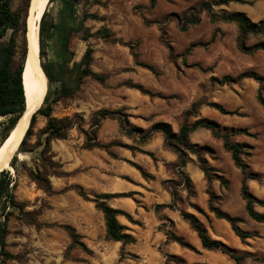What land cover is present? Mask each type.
I'll list each match as a JSON object with an SVG mask.
<instances>
[{"label": "rangeland", "instance_id": "1", "mask_svg": "<svg viewBox=\"0 0 264 264\" xmlns=\"http://www.w3.org/2000/svg\"><path fill=\"white\" fill-rule=\"evenodd\" d=\"M85 1L98 18L86 21L94 34L88 41L71 39L75 56L70 65L77 76L74 63H81L91 45V69L105 81L86 76L74 94L53 104L54 116L66 119L70 128L67 137L52 140L47 151L41 137L46 118L38 115L27 141L30 151L17 153V170L10 166L22 208L8 222L7 264H239L205 248L182 213L202 224L212 239L237 254H248L241 264H264V222L247 214L244 173L222 139L202 127L190 134L207 171L191 152L186 165L179 167L176 151L160 131L146 143L141 140L158 123H167L174 132L187 117L216 123L220 133L246 146V184L258 200L256 210L264 212V50L241 51L235 23L213 22L206 10L197 12L209 1L218 13L243 12L259 23L264 21V0H156L154 5L150 0ZM32 2L12 3L25 20L17 33L20 52L28 48ZM46 8L54 13L57 4L48 2ZM192 13H198L200 21L182 29ZM104 28L110 37L100 33ZM262 43L264 34L247 39L249 47ZM54 56L48 46L45 60ZM194 104L195 116L189 115ZM103 109L118 111L124 128L117 117L102 118L97 127L96 114ZM3 121L0 117V130ZM132 128L138 130L127 135L125 130ZM93 130L92 142L102 147L86 148ZM30 170L41 171L50 189L38 185ZM103 194H111L108 204L123 211L118 220L135 242L107 238L95 202ZM218 212L238 218L237 226L255 236L241 239ZM68 227L78 234V244H72Z\"/></svg>", "mask_w": 264, "mask_h": 264}, {"label": "trees", "instance_id": "2", "mask_svg": "<svg viewBox=\"0 0 264 264\" xmlns=\"http://www.w3.org/2000/svg\"><path fill=\"white\" fill-rule=\"evenodd\" d=\"M154 5L156 0H150ZM49 2L56 3L57 9L53 13L49 8L43 12L39 23V46H40V64L47 75L49 82V90L45 96L43 104L31 117L30 126L22 141H20L16 150H14L9 162L12 167L17 170L18 152H28L26 148L27 141L33 135V128L35 127L37 116L42 115L46 118V125L42 131V136H45V143L47 151L52 140L67 137L70 125L66 123V119L57 118L54 116L53 104L61 97L74 94L82 84V80L86 76H90L100 82L105 81V76L98 74L91 69L93 61L94 49L88 45L81 63H74L75 67L79 68L78 75L74 76V69L71 67L75 52L71 50V39L79 36L83 41H88L94 34L89 27L86 26L87 19H96V14L90 13L87 8L85 0H49ZM13 0H0V117H4L5 121L1 123L0 130V147L9 136L10 132L14 129L18 120L26 110L27 100L26 91L23 81V71L25 69L26 59L28 55V48H23L20 52L17 43V33L21 29L22 16L12 8ZM28 6V5H27ZM206 10L209 13L210 19L213 22L224 21L233 22L239 29L238 47L245 53H252L257 50H264V43L249 47L247 46V39L250 35H263L264 34V21L259 23L252 22L245 13H218L213 9L211 2H204L201 8L197 11L200 13ZM192 13L190 19L183 25L182 29L186 30L188 25L197 24L200 21L199 14ZM11 31V33H10ZM26 31V26L24 32ZM27 32V31H26ZM104 33L105 37H110V32L104 28L100 31ZM53 47L54 58L53 60L46 61L47 47ZM19 53L21 55L19 56ZM255 79L261 81L262 78L257 74H253ZM54 86V89H51ZM261 102L264 104L263 99L260 97ZM198 104H194V115ZM221 111H224L221 106H217ZM105 117H117L121 126L124 128L125 120L119 116L118 111L103 109L96 114V126L100 125L101 119ZM206 128L219 139H222L224 148L232 153L235 164L241 168L244 173V184L242 187V197L246 202V211L250 218L257 222H264V212L256 210V203L258 200L249 192L246 184V179L249 177L246 171V164L244 162V154H246L245 145L234 142L230 139V135L222 134L217 130V124L206 119L198 118L194 122L186 118L181 125L178 132H174L167 123H158L152 131L142 134L141 140L143 143L148 142L156 131L162 132L166 145L172 147L178 155V166L184 167L187 163V152L195 153L201 163L202 169L207 171L203 165L204 159L198 152L196 146L191 143L190 134L198 128ZM137 128L126 129V134L133 135ZM92 136L88 137L86 148L102 147L97 142H92L95 139L96 130L92 132ZM10 166H5L0 170V264H7V260L11 257L7 249V236L9 234L8 222L11 215L17 210L22 208L21 204L17 201L15 196L16 183H13L10 174ZM30 177L45 190L50 189V182L48 178L44 177L41 171L29 172ZM189 180V179H188ZM190 182V180H189ZM13 183V184H12ZM79 193L83 197L87 194L82 188H79ZM177 192L172 191V196L176 198ZM111 194H103L96 196V207L103 213L106 225L107 238L113 241L123 242L124 244L135 242L136 239L131 234L125 232L126 228L120 224L118 216L123 214V211L114 208L108 204L106 199L110 198ZM262 203V202H261ZM157 207H160L157 206ZM185 219H190L193 228L198 233L202 245L207 249L218 250L231 258L236 260L237 263L241 262L248 257V254H237L224 245L219 240L212 239L207 232V229L189 214L182 213ZM222 218H226L232 224L235 233L241 238L246 239L255 236V234L248 231H243L237 226L238 218H233L226 213H219ZM192 218V219H191ZM68 232L72 238V244H78V234L74 228L68 227Z\"/></svg>", "mask_w": 264, "mask_h": 264}, {"label": "bare ground", "instance_id": "3", "mask_svg": "<svg viewBox=\"0 0 264 264\" xmlns=\"http://www.w3.org/2000/svg\"><path fill=\"white\" fill-rule=\"evenodd\" d=\"M49 0H33L30 8L28 31V55L23 73L26 91V112L18 127L0 147V170L7 164L25 135L34 112L43 104L48 87V78L40 64L39 20ZM38 12V13H36ZM14 151V152H13Z\"/></svg>", "mask_w": 264, "mask_h": 264}, {"label": "water", "instance_id": "4", "mask_svg": "<svg viewBox=\"0 0 264 264\" xmlns=\"http://www.w3.org/2000/svg\"><path fill=\"white\" fill-rule=\"evenodd\" d=\"M23 72H24V71H23ZM40 107H41V106H40ZM40 107H38V109H39ZM38 109H37V110H38ZM37 110H36L34 113H36ZM25 112H26V110L24 111V113L22 114V116L20 117V119L18 120V122H17V124L15 125L14 129L10 132L9 136L5 139L4 143H5L6 140L11 136V134L13 133V131L18 127L20 121L24 118ZM30 121H31V120H30ZM29 126H30V123H29ZM29 126H28V128H29ZM28 128H27V129H28ZM26 131H27V130H26ZM25 134H26V132H25ZM24 136H25V135H24ZM23 138H24V137H23ZM23 138H22V140H23ZM22 140H21V141H22ZM4 143H3V144H4ZM3 144L1 145V147L3 146ZM11 166H12V165H11Z\"/></svg>", "mask_w": 264, "mask_h": 264}]
</instances>
